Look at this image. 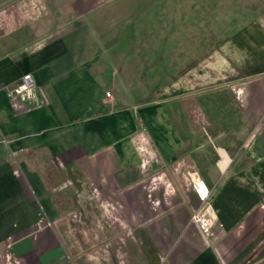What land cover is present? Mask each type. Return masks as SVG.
Segmentation results:
<instances>
[{
    "label": "crops",
    "instance_id": "1",
    "mask_svg": "<svg viewBox=\"0 0 264 264\" xmlns=\"http://www.w3.org/2000/svg\"><path fill=\"white\" fill-rule=\"evenodd\" d=\"M112 2L0 0V264H264L263 27L211 96L139 105L113 90ZM25 75L39 108L7 96Z\"/></svg>",
    "mask_w": 264,
    "mask_h": 264
},
{
    "label": "rangeland",
    "instance_id": "2",
    "mask_svg": "<svg viewBox=\"0 0 264 264\" xmlns=\"http://www.w3.org/2000/svg\"><path fill=\"white\" fill-rule=\"evenodd\" d=\"M109 7L113 90L141 91L128 99L139 105L178 101L188 88L211 96L235 79L232 67L245 56L236 35L252 23L264 29V0H115Z\"/></svg>",
    "mask_w": 264,
    "mask_h": 264
},
{
    "label": "built area",
    "instance_id": "3",
    "mask_svg": "<svg viewBox=\"0 0 264 264\" xmlns=\"http://www.w3.org/2000/svg\"><path fill=\"white\" fill-rule=\"evenodd\" d=\"M7 96L32 108H39L43 105L42 98L30 75H25L18 84L8 88ZM106 97L109 98L110 95L107 93ZM190 182L201 204L200 209L192 215L191 220L205 236H210L213 226L217 222V217L209 204L210 190L205 182L196 174L190 176Z\"/></svg>",
    "mask_w": 264,
    "mask_h": 264
}]
</instances>
